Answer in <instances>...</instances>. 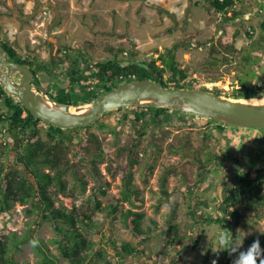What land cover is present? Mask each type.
<instances>
[{
  "label": "trees",
  "instance_id": "obj_1",
  "mask_svg": "<svg viewBox=\"0 0 264 264\" xmlns=\"http://www.w3.org/2000/svg\"><path fill=\"white\" fill-rule=\"evenodd\" d=\"M242 1L208 0L207 13L210 16L219 15L222 19L220 26H223L232 20L244 17V12L239 8V3ZM262 29L264 30V20ZM248 34L251 35L250 32ZM238 36L239 32L234 35V39ZM0 42L5 46L7 55L12 61L28 63L32 66L35 72L34 84L40 86L56 101L73 106L91 103L114 87L140 79H153L168 87L198 88L194 77H198L199 70L206 68L216 70L222 64L234 63L235 55L239 54L243 58V63L240 65L243 76L239 78V87L233 90L232 98L264 96V71L254 70V67H260L259 60L264 55V34L250 48L239 49L235 41L225 43L219 40L217 43H212L209 60L201 63L200 69L195 66L183 67L177 58L175 47L151 61L135 60L126 65L117 58L100 60L85 53V50H79L78 57L74 61L76 69H72L66 65L61 67L54 59L45 62L26 57L19 53L16 44L2 35ZM107 50L116 56L123 52L122 48L114 46L107 47ZM43 76L48 77L50 86L42 83ZM201 88L210 90L206 86ZM215 92L223 95L218 90ZM117 111H123L121 124L131 121L132 128L138 134L131 136L125 145L119 146L113 157L105 153L99 135L90 131L93 124L70 129L48 124L35 118L22 104L15 103L0 84V140L4 138L3 136H7L0 145V215L12 211L16 204L31 203L32 209L28 210L29 213L40 215L39 225L48 221L55 232V237L47 241L34 235L33 226L29 233L23 235L12 232L3 236L0 239V264H22L18 261L17 255L27 244H32L39 254L40 258L36 264H62V260L68 264H112L109 260L110 251H114L120 264L123 263L126 254L142 253L155 259L151 251L145 250L144 242L149 241L159 231L163 233L164 231L159 230L156 220H152L153 225L146 224L148 219V214L144 210L146 197L144 190L135 182L136 174L142 172L144 178L154 175L159 157L165 150L163 140L169 137L165 131L168 124L178 119L181 123L196 126L202 121L198 116L180 114L179 111L162 107H132ZM210 120L212 119H206V124ZM98 122L99 120L95 123ZM216 125L221 128L226 127L222 124ZM151 130H159V135L152 134ZM81 132H85L87 138L81 136ZM147 137L149 140L145 143L144 139ZM19 139L23 140L21 147L12 164L9 165L11 145ZM190 144V138H177V141L171 142L167 149L171 153H178L183 151L182 148L190 147ZM78 148L83 152L84 161L88 163L90 172L96 179L97 186L94 190L105 189L104 184H108L103 180L100 164L108 163L107 171L113 178L120 172H125L120 198L116 203L103 205L95 194L93 211L88 213L80 209L77 204V194L86 193L89 182L80 171L83 162L77 158ZM195 151L198 153H194L197 156L194 159L203 165L219 161L221 166L228 167L240 161L239 159L227 161L226 157L217 154L207 155L203 160L200 156L202 151L196 148L191 150L192 153ZM184 156L186 159L190 154L186 153ZM252 174L249 171L241 175L240 186L235 189L231 197L227 198L223 207L227 218L217 214L207 216L208 225L215 224L225 229L228 224L230 225L228 235L235 236V226L257 224L264 218L263 181L258 182L259 179ZM171 176L184 179L188 184H191V181L187 172L180 171L178 166L166 167L159 175L158 180L161 185L159 191L162 196L156 205V212L168 203L172 206L173 218L180 205L178 200H172V191L168 186ZM188 190L191 192V189ZM188 203V215L193 220L190 227L192 228L199 221L196 210L191 206V202ZM98 217H104L105 221L110 222H100ZM116 221L122 223L121 225L128 231L127 235L132 234L140 239L137 246L117 237ZM169 231L172 235L166 242L175 247L178 243H184L189 237L188 234L181 232L177 224H171ZM255 240H259L261 246L264 245V232H255L245 239V243L250 246ZM195 244L197 242H194ZM52 247L58 250L59 256L53 252ZM163 255L166 254L163 252ZM226 257L234 259L228 252ZM225 258L216 264H222ZM161 263L164 264L163 261ZM183 263L199 264L186 260L184 252L177 248V254L172 256L168 264Z\"/></svg>",
  "mask_w": 264,
  "mask_h": 264
},
{
  "label": "rangeland",
  "instance_id": "obj_2",
  "mask_svg": "<svg viewBox=\"0 0 264 264\" xmlns=\"http://www.w3.org/2000/svg\"><path fill=\"white\" fill-rule=\"evenodd\" d=\"M207 6L208 0H0V35L16 44L19 53L26 57L45 62L54 59L61 67L66 65L72 69L76 67L74 61L78 57L79 50H85V53L100 60L117 58L126 65L135 60L151 61L172 47L176 48L177 58L183 67L195 66L200 69V64L209 60L212 43H217L219 40L225 43L235 41L239 49L250 48L264 34L262 29L264 0H243L239 3V8L244 12V17L232 20L223 26H220L222 19L219 15L210 16L207 13ZM238 32L239 36L234 39V35ZM109 46L122 48L123 52L116 53L118 54L116 56L107 50ZM241 63L243 58L239 54L235 55L234 63L222 64L216 70L207 68L199 70L198 77H194L197 80V87L206 86L214 92L220 91L222 96L232 98L233 90L239 87V78L243 76L240 71ZM259 63L260 67H254V70L264 71V55ZM13 78L19 81L21 74L14 73ZM41 80L45 86H50L48 77L43 76ZM122 115L123 111L101 115L99 122L90 128L91 132L99 135L105 153L113 157L119 146L125 145L131 136L138 134L132 128L131 121L121 124ZM198 117L202 123L196 126L181 123L178 119L168 124L165 131L169 137L163 140L165 150L159 157L154 175L144 178L142 172L136 174L135 182L144 190L146 197L144 208L148 214L146 224L153 225L152 220H156L159 230L164 231V233L159 231L149 241L144 242L145 250L151 251L159 263L163 261L164 264H168L172 256L177 254V248L184 252L186 260L199 264H212L213 260L219 263L226 256L227 251L214 252L217 251L218 236L221 233L229 234L230 225L227 224L224 229L219 225H208L206 222L209 214L227 218L218 198L226 196V188L233 182V179L229 181L227 179V175H231L228 173L231 168L221 166L219 161H213L208 165L199 164L194 159L197 157L194 153L197 154L198 151L192 153V149L201 150L200 156L203 160L207 155L217 154L226 157L227 161H235L254 153L253 161H249L246 165L234 166L243 174L252 170L255 162L260 161L258 166L264 164V157L257 158L264 150V131L232 126L221 128L216 125L220 123L214 120L206 124L207 118ZM151 132L159 135L160 131L151 130ZM80 135L87 138L85 132H81ZM3 137L0 145L7 136ZM177 138H190V147L182 148L183 151L178 153H171L167 146L173 141L176 142ZM258 138L261 141L258 140L257 145ZM148 140L149 137L145 138V143ZM22 141V139L16 140L11 145L9 165L12 164ZM247 147L250 149L246 150ZM78 152L77 158L83 162L80 171L89 182L87 192L77 194V204L80 209L84 212H92L95 194L103 205L116 203L120 198L125 172H120L113 178L107 171L108 163L100 164L103 180L108 184H104L105 189L94 190L97 186L96 179L90 172V166L84 161L83 152L80 149ZM186 153L190 156L184 159ZM173 166H178L180 171L187 172L191 184L175 176L169 178L168 186L172 191V200H178L180 205L172 218L170 204L165 203L159 212H156V205L162 196L159 191L161 188L159 175L164 168ZM252 175L258 179L264 178L261 170ZM220 181L224 183H219ZM203 192H210L211 197L217 199L211 211L200 208L197 202ZM194 199L196 204L192 202ZM188 202H191V206L196 210L199 221L192 227L193 229L190 228L193 220L188 215ZM29 209H32L31 203L16 204L12 211L0 215V239L12 232H17L19 235L29 233L31 226L34 235L45 241L55 237L52 225L45 221L40 226V215L30 214ZM98 221H105V218L98 217ZM115 223L117 237L137 246L140 239L132 234L127 235L128 231L120 221ZM171 224L179 225L181 232L189 235L184 243H178L176 247L166 242L172 235L169 231ZM237 229H243L248 233L245 238L247 239L255 232H264V218L257 224L235 226V232ZM245 239L241 241V251L249 247ZM194 242L197 244L194 245ZM261 248L264 249V245ZM52 249L59 256L58 250L54 247ZM163 252L166 255H163ZM39 258L32 244L25 245L23 251L17 255L18 261L22 264L26 262L36 264ZM147 259L149 258L142 253L126 254L122 264H148ZM109 260L112 264H120L114 251H110ZM232 261L230 257H226L222 264H232ZM62 264L68 263L62 260Z\"/></svg>",
  "mask_w": 264,
  "mask_h": 264
},
{
  "label": "water",
  "instance_id": "obj_3",
  "mask_svg": "<svg viewBox=\"0 0 264 264\" xmlns=\"http://www.w3.org/2000/svg\"><path fill=\"white\" fill-rule=\"evenodd\" d=\"M14 73L21 74L19 81L13 78ZM34 77L32 66L12 61L0 42V84L15 103L22 104L35 118L53 126L62 129L88 127L101 115L121 108L162 107L212 119L225 126L264 131V96L236 99L212 90L168 87L153 79H140L114 87L91 103L73 106L53 99L34 84ZM252 100L262 102H249Z\"/></svg>",
  "mask_w": 264,
  "mask_h": 264
},
{
  "label": "clouds",
  "instance_id": "obj_4",
  "mask_svg": "<svg viewBox=\"0 0 264 264\" xmlns=\"http://www.w3.org/2000/svg\"><path fill=\"white\" fill-rule=\"evenodd\" d=\"M247 235L243 229H237L235 237L221 233L217 238V251L214 253L227 251L234 257L232 264H264V249L261 248L259 240H255L246 250L241 251V241H244ZM212 264H216V261L213 260Z\"/></svg>",
  "mask_w": 264,
  "mask_h": 264
},
{
  "label": "flooded vegetation",
  "instance_id": "obj_5",
  "mask_svg": "<svg viewBox=\"0 0 264 264\" xmlns=\"http://www.w3.org/2000/svg\"><path fill=\"white\" fill-rule=\"evenodd\" d=\"M34 80H35V77H34ZM34 80H33V82H34ZM258 140H259V138L257 139V145L259 144L258 143ZM260 141V140H259ZM249 147H247L246 148V150L248 149ZM252 148V147H251ZM250 149V148H249ZM258 151V150H257ZM256 153V152H255ZM247 154V153H246ZM264 150H263V153L262 154H260V155H258L257 156V158H259V159H261V158H263L264 156ZM254 156V153L253 154H248V156H246L245 158H241V159H239L240 161L239 162H241V161H244V160H248V159H251L252 157ZM254 160V158H252L251 160H250V162L251 161H253ZM263 161H264V159H263ZM239 162H237V163H235V164H238ZM249 163V162H248ZM248 163H245V165L246 164H248ZM259 163H260V161H258V162H255V164L254 165H252V167H253V169L252 170H250L251 171V173H253L254 174V172H257V171H260L261 170V173L263 174V176H264V164H263V166H258L259 165ZM235 164H233V165H235ZM258 167H257V166ZM240 166V165H239ZM239 170H237V168H234V169H231L230 170V172H228L229 174L231 173V175H227V179H228V181L230 180V179H233V182L231 183V186H227V188H226V190H227V193H225V197H219L218 198V202L222 205V207H224V205H225V202H226V200H228L227 198L230 196L231 197V195L234 193V191H235V189L238 187V186H240V183H241V180H240V177H241V175H244L243 173H240V171L238 172ZM258 179V178H257ZM211 181H216V180H211ZM262 181H264V178H262V179H259L258 180V182H262ZM213 183V182H212ZM219 183H224V181H220ZM201 199H197V202L199 203V205L201 206L200 208H202V209H207V211H211L213 208H214V206L216 205V198L215 197H211V194H210V192L209 193H207V192H203V194H202V196L200 197ZM194 204H196V200L194 199L193 201H192ZM212 214H209L208 216H211Z\"/></svg>",
  "mask_w": 264,
  "mask_h": 264
},
{
  "label": "crops",
  "instance_id": "obj_6",
  "mask_svg": "<svg viewBox=\"0 0 264 264\" xmlns=\"http://www.w3.org/2000/svg\"><path fill=\"white\" fill-rule=\"evenodd\" d=\"M145 256L149 258V259H147L148 264H160L161 263V262L159 263L157 259H151L149 256H147V255H145Z\"/></svg>",
  "mask_w": 264,
  "mask_h": 264
},
{
  "label": "bare ground",
  "instance_id": "obj_7",
  "mask_svg": "<svg viewBox=\"0 0 264 264\" xmlns=\"http://www.w3.org/2000/svg\"><path fill=\"white\" fill-rule=\"evenodd\" d=\"M249 102H262L261 100H255V101H249ZM73 110H75V109H73Z\"/></svg>",
  "mask_w": 264,
  "mask_h": 264
}]
</instances>
